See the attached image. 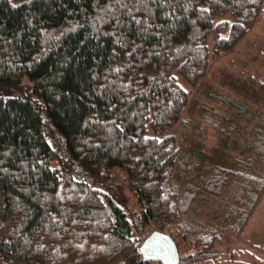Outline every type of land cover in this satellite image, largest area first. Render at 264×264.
Listing matches in <instances>:
<instances>
[{
    "label": "trees",
    "instance_id": "16d2710c",
    "mask_svg": "<svg viewBox=\"0 0 264 264\" xmlns=\"http://www.w3.org/2000/svg\"><path fill=\"white\" fill-rule=\"evenodd\" d=\"M263 3L0 0V89L20 91L0 95V264H148L139 245L154 229L188 243L197 225L180 228L167 184L188 99L175 72L195 85L208 34L212 54L231 49ZM227 13L221 37L212 20ZM120 187L140 211L127 215Z\"/></svg>",
    "mask_w": 264,
    "mask_h": 264
},
{
    "label": "rangeland",
    "instance_id": "374dc122",
    "mask_svg": "<svg viewBox=\"0 0 264 264\" xmlns=\"http://www.w3.org/2000/svg\"><path fill=\"white\" fill-rule=\"evenodd\" d=\"M221 20L226 24L218 35L226 37L232 17L227 13L212 23ZM213 38L211 31L207 69L195 85L175 72L188 99L168 131L179 152L167 184L176 186L180 228L195 224L198 229L178 250H208L210 256L192 264H264V254L257 257L244 244L245 239L264 243V3L231 49L212 54ZM30 86L24 82L22 92ZM19 93L0 89L4 96ZM147 134L152 135L149 126ZM114 198L128 216L140 211L127 187ZM237 236L241 242L234 244Z\"/></svg>",
    "mask_w": 264,
    "mask_h": 264
},
{
    "label": "water",
    "instance_id": "95a60500",
    "mask_svg": "<svg viewBox=\"0 0 264 264\" xmlns=\"http://www.w3.org/2000/svg\"><path fill=\"white\" fill-rule=\"evenodd\" d=\"M139 251L145 262L158 261L159 264H179L178 247L172 237L154 229L140 243Z\"/></svg>",
    "mask_w": 264,
    "mask_h": 264
},
{
    "label": "crops",
    "instance_id": "0c3cea01",
    "mask_svg": "<svg viewBox=\"0 0 264 264\" xmlns=\"http://www.w3.org/2000/svg\"><path fill=\"white\" fill-rule=\"evenodd\" d=\"M239 238H242V237L237 236L234 238V241H235L234 244H238L239 242H241ZM244 244H246L248 248L250 249L251 253L253 255L255 254L257 257L264 254V243L261 244L258 241L253 242V241H249V239H245ZM259 244L261 247L259 246Z\"/></svg>",
    "mask_w": 264,
    "mask_h": 264
},
{
    "label": "snow or ice",
    "instance_id": "6c2138e0",
    "mask_svg": "<svg viewBox=\"0 0 264 264\" xmlns=\"http://www.w3.org/2000/svg\"><path fill=\"white\" fill-rule=\"evenodd\" d=\"M15 6V5H14ZM6 171V170H5Z\"/></svg>",
    "mask_w": 264,
    "mask_h": 264
}]
</instances>
